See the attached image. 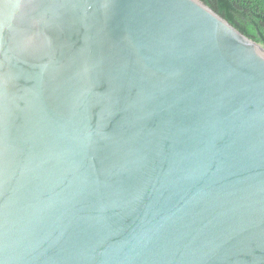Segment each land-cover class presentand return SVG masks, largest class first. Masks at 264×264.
I'll return each mask as SVG.
<instances>
[{"label": "water", "instance_id": "water-1", "mask_svg": "<svg viewBox=\"0 0 264 264\" xmlns=\"http://www.w3.org/2000/svg\"><path fill=\"white\" fill-rule=\"evenodd\" d=\"M0 264H264V48L201 0H0Z\"/></svg>", "mask_w": 264, "mask_h": 264}, {"label": "trees", "instance_id": "trees-1", "mask_svg": "<svg viewBox=\"0 0 264 264\" xmlns=\"http://www.w3.org/2000/svg\"><path fill=\"white\" fill-rule=\"evenodd\" d=\"M240 33L264 48V0H201Z\"/></svg>", "mask_w": 264, "mask_h": 264}]
</instances>
